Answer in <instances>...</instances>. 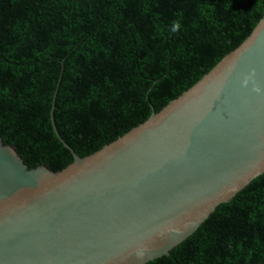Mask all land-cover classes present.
Segmentation results:
<instances>
[{"label": "trees", "instance_id": "16d2710c", "mask_svg": "<svg viewBox=\"0 0 264 264\" xmlns=\"http://www.w3.org/2000/svg\"><path fill=\"white\" fill-rule=\"evenodd\" d=\"M264 0H0V137L54 172L144 123L239 47ZM179 21L181 29H169ZM150 264H264V175Z\"/></svg>", "mask_w": 264, "mask_h": 264}, {"label": "water", "instance_id": "95a60500", "mask_svg": "<svg viewBox=\"0 0 264 264\" xmlns=\"http://www.w3.org/2000/svg\"><path fill=\"white\" fill-rule=\"evenodd\" d=\"M264 17L160 112L73 162L29 169L0 137V264H150L264 175ZM142 254V255H141Z\"/></svg>", "mask_w": 264, "mask_h": 264}, {"label": "clouds", "instance_id": "9594fccd", "mask_svg": "<svg viewBox=\"0 0 264 264\" xmlns=\"http://www.w3.org/2000/svg\"><path fill=\"white\" fill-rule=\"evenodd\" d=\"M180 29H181V25H180L179 21H174L173 26L169 29V31L172 34H177L180 31ZM254 76H255V70H252V73L244 78V80L242 82V86L248 87L249 82L251 81L253 83L252 91L257 93V94H261L262 91H264V90H262V88L255 83V81L253 80Z\"/></svg>", "mask_w": 264, "mask_h": 264}]
</instances>
